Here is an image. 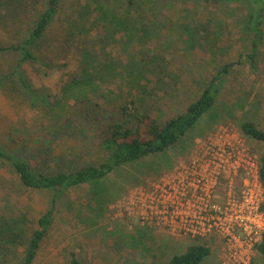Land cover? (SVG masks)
<instances>
[{
    "label": "rangeland",
    "instance_id": "1",
    "mask_svg": "<svg viewBox=\"0 0 264 264\" xmlns=\"http://www.w3.org/2000/svg\"><path fill=\"white\" fill-rule=\"evenodd\" d=\"M45 0H0V46L22 40ZM243 0L207 5L202 0H60L33 59L0 50V151L24 156L23 145L50 142L61 154V130L73 103L91 97L105 106L134 99L160 122L185 111L210 79L221 74L212 108L169 149L116 168L106 178L55 192L23 185L0 156V264H17L36 220L54 215L32 264H167L188 246L207 243L200 264H225L217 238L170 233L139 210L118 206L129 192L151 190L165 176L200 156L207 137L230 129L259 160L264 142L244 136L253 122L264 130V17L260 34L247 30ZM50 134V135H49ZM69 148L76 143L70 139ZM93 152L88 160L99 161ZM222 195V190L218 191ZM257 246V245H256ZM254 245L248 264H264Z\"/></svg>",
    "mask_w": 264,
    "mask_h": 264
},
{
    "label": "trees",
    "instance_id": "2",
    "mask_svg": "<svg viewBox=\"0 0 264 264\" xmlns=\"http://www.w3.org/2000/svg\"><path fill=\"white\" fill-rule=\"evenodd\" d=\"M134 1L128 0V4L132 5ZM202 1L211 5L228 0ZM243 3L249 4L251 9L246 28L259 36L264 17V0H243ZM59 4L60 0H45L44 8L32 22L26 36L16 43L0 46V50L18 52L21 62L32 60V48L44 38L58 12ZM222 73H226L225 68L210 79L200 96L185 111L162 122L141 110L134 99L119 106L108 107L91 97L79 98L65 115L61 134L66 138V143L59 146L61 154L56 155L50 150V142L56 139L51 134L50 139L35 140L36 146L23 145L21 151L24 156L2 151L0 156L8 161L19 181L30 189L59 192L100 181L120 166L163 152L176 144L212 108L219 93ZM240 130L244 136L264 142V130L253 122H243ZM70 139L78 144L69 148ZM92 146L101 157L99 161L88 160V154L93 152ZM258 174L264 194V153L259 159ZM53 204L54 198L50 199L51 207L36 220L25 254L17 264H32L35 260L54 215ZM256 249L264 258V236ZM210 253L211 248L207 243L192 244L182 254L173 255L167 264H200ZM68 261L69 264H81L73 251L68 253Z\"/></svg>",
    "mask_w": 264,
    "mask_h": 264
},
{
    "label": "built area",
    "instance_id": "3",
    "mask_svg": "<svg viewBox=\"0 0 264 264\" xmlns=\"http://www.w3.org/2000/svg\"><path fill=\"white\" fill-rule=\"evenodd\" d=\"M207 137L200 156L150 189L129 192L118 206L139 210L170 233L217 238L225 264H248L264 236L259 160L233 130ZM222 190V195L218 191Z\"/></svg>",
    "mask_w": 264,
    "mask_h": 264
}]
</instances>
